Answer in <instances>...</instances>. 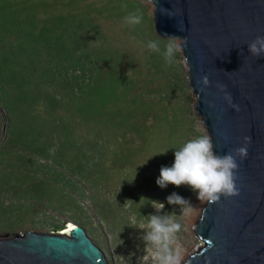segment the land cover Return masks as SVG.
<instances>
[{
  "label": "rangeland",
  "instance_id": "374dc122",
  "mask_svg": "<svg viewBox=\"0 0 264 264\" xmlns=\"http://www.w3.org/2000/svg\"><path fill=\"white\" fill-rule=\"evenodd\" d=\"M137 10L142 22L126 24ZM159 38L145 0H0V235L77 224L107 264H139L143 230L129 217L157 214L148 200L181 215L166 202L175 192L194 207L182 257L201 244L196 192L155 183L205 134L182 55L169 65L166 41L146 47Z\"/></svg>",
  "mask_w": 264,
  "mask_h": 264
},
{
  "label": "water",
  "instance_id": "95a60500",
  "mask_svg": "<svg viewBox=\"0 0 264 264\" xmlns=\"http://www.w3.org/2000/svg\"><path fill=\"white\" fill-rule=\"evenodd\" d=\"M145 1L159 37L186 38L192 109L214 151L232 152L250 137L247 157L237 158L240 194L204 204L193 227L201 244L181 264H264V55L247 47L264 37V0ZM205 75L209 85L201 92ZM68 232L0 235V264H107L83 228L73 224Z\"/></svg>",
  "mask_w": 264,
  "mask_h": 264
},
{
  "label": "clouds",
  "instance_id": "9594fccd",
  "mask_svg": "<svg viewBox=\"0 0 264 264\" xmlns=\"http://www.w3.org/2000/svg\"><path fill=\"white\" fill-rule=\"evenodd\" d=\"M143 14L137 10L128 13L124 17L125 23L130 26L142 22ZM161 40L166 41L162 55L167 64L178 63L177 54H183L186 46V38L176 35H166L157 40L148 41L146 47L156 53H161ZM249 53L254 56L264 55V37L257 36L247 45ZM183 63L189 67L186 56ZM199 83L203 86L200 91L209 85V79L205 75ZM217 87L224 92V99L235 110L238 106L232 104L231 95L224 91L225 86L218 84ZM244 145L234 149L232 152L219 155L214 151L211 137L208 134L198 135L174 151V161L170 167L162 166L155 183L161 189L169 184L179 187L186 185L196 192L197 199L201 204L217 203L221 196L233 197L240 194L236 185V172L238 170L237 158L243 160L247 157V145L250 137L243 138ZM145 198H141V200ZM140 200V201H141ZM150 201L151 207L157 214L141 216L137 219L135 215L129 217L130 227L143 230L142 240L144 242V255L139 258V264H181L182 248L179 244V233L182 231L181 218L189 216L194 207L191 203L173 192L166 197L169 205H177L181 209V215L174 213L159 214L165 207L164 203L156 200ZM129 204L133 203L127 200Z\"/></svg>",
  "mask_w": 264,
  "mask_h": 264
},
{
  "label": "bare ground",
  "instance_id": "6f19581e",
  "mask_svg": "<svg viewBox=\"0 0 264 264\" xmlns=\"http://www.w3.org/2000/svg\"><path fill=\"white\" fill-rule=\"evenodd\" d=\"M149 5H150V4H149ZM200 206H201V204H200ZM203 206H204V205H203ZM203 206H202V208H203ZM202 208H201V209H202ZM198 217H199V216H198ZM197 221H198V219H197ZM197 221H196V219L194 220V218H193V219L190 218V224L193 225V226L195 225V223H196ZM71 228H73V224H72V223H68V225L65 227V232H64V233L68 234V233H69L68 231H69ZM193 233L196 234L195 231H194V229H193ZM198 238H199V237H198ZM191 239L193 240V237H191ZM194 242H195V240H193V243H194ZM198 246H199V245H198ZM198 246H197V247H198ZM197 247H196V248H197ZM196 248H195V249H196ZM195 249H194V250H195ZM194 250H191V252H193ZM191 252H189V253H191ZM187 253H188V252H187ZM185 254H186V253H185ZM138 255H139V254H138ZM186 256H187V254L184 255V257H182V259H184ZM186 259H187V258H186ZM186 259H184V261H185ZM128 260H129V259H128ZM132 260H133V259H132ZM125 263H126V262H125Z\"/></svg>",
  "mask_w": 264,
  "mask_h": 264
},
{
  "label": "built area",
  "instance_id": "2783aa9c",
  "mask_svg": "<svg viewBox=\"0 0 264 264\" xmlns=\"http://www.w3.org/2000/svg\"><path fill=\"white\" fill-rule=\"evenodd\" d=\"M57 233H61V231L60 232H57Z\"/></svg>",
  "mask_w": 264,
  "mask_h": 264
}]
</instances>
